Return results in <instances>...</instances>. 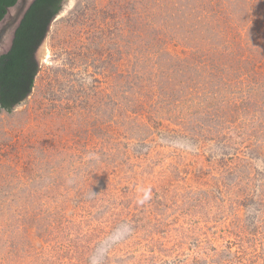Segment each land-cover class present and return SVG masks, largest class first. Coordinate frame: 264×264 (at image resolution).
<instances>
[{"label": "rangeland", "instance_id": "1", "mask_svg": "<svg viewBox=\"0 0 264 264\" xmlns=\"http://www.w3.org/2000/svg\"><path fill=\"white\" fill-rule=\"evenodd\" d=\"M0 111V264H264V0H63Z\"/></svg>", "mask_w": 264, "mask_h": 264}, {"label": "trees", "instance_id": "2", "mask_svg": "<svg viewBox=\"0 0 264 264\" xmlns=\"http://www.w3.org/2000/svg\"><path fill=\"white\" fill-rule=\"evenodd\" d=\"M63 0H35L15 33L10 51L0 57V111L9 112L31 92L37 74L35 52ZM16 0H0V19Z\"/></svg>", "mask_w": 264, "mask_h": 264}, {"label": "water", "instance_id": "3", "mask_svg": "<svg viewBox=\"0 0 264 264\" xmlns=\"http://www.w3.org/2000/svg\"><path fill=\"white\" fill-rule=\"evenodd\" d=\"M35 0H16L0 19V57L12 47L15 33Z\"/></svg>", "mask_w": 264, "mask_h": 264}]
</instances>
